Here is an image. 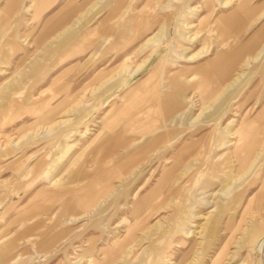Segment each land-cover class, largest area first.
I'll use <instances>...</instances> for the list:
<instances>
[{
    "label": "rangeland",
    "instance_id": "1",
    "mask_svg": "<svg viewBox=\"0 0 264 264\" xmlns=\"http://www.w3.org/2000/svg\"><path fill=\"white\" fill-rule=\"evenodd\" d=\"M0 264H264V0H0Z\"/></svg>",
    "mask_w": 264,
    "mask_h": 264
},
{
    "label": "bare ground",
    "instance_id": "2",
    "mask_svg": "<svg viewBox=\"0 0 264 264\" xmlns=\"http://www.w3.org/2000/svg\"><path fill=\"white\" fill-rule=\"evenodd\" d=\"M242 4H243L242 1L237 4L236 11L233 15H231L227 18L218 19L221 22H223L225 25L230 27L232 30H234L235 32H238L241 30L243 19L245 18V11L246 10L244 9ZM251 50H252V44H250V43L237 48L232 54H229V55L225 54V52L221 51L220 49H217V52H216V57H217L216 60L217 61L213 62L210 65L211 66L213 65V67L215 68V73H216L218 79L220 80V82L224 83L227 81L230 73L233 71V67L235 66L236 62H238V60H240V58H242L243 55L248 54ZM203 71H205V70H203ZM209 81H210V79H209ZM215 81H216V79H215ZM203 82H204V80H203ZM261 132H262V128L260 126L255 125L254 122H250V123H245V124L241 125L232 134L233 138L236 139V142H235L236 151H239V154L241 155V157H244V155H246V153L249 150H251L253 146H255V144L257 142V138L259 137ZM259 144L261 145V142ZM254 151H255V149H254ZM98 152H99V150H98ZM252 152L253 151H251V153Z\"/></svg>",
    "mask_w": 264,
    "mask_h": 264
},
{
    "label": "crops",
    "instance_id": "3",
    "mask_svg": "<svg viewBox=\"0 0 264 264\" xmlns=\"http://www.w3.org/2000/svg\"><path fill=\"white\" fill-rule=\"evenodd\" d=\"M9 8V7H8ZM69 14V13H68ZM68 14H65V17H63L62 19H60L58 22L60 23L61 21H63L65 18H66V16L68 15ZM57 21H55V22H52L51 21V23H49L50 24V26L51 27H54L57 23H58ZM224 24V23H223ZM225 25V24H224ZM229 30H231V31H233V32H235L234 30H232L230 27H228L227 25H225Z\"/></svg>",
    "mask_w": 264,
    "mask_h": 264
}]
</instances>
